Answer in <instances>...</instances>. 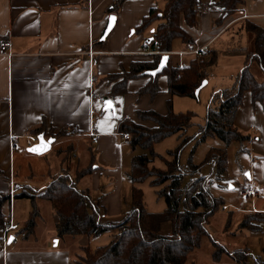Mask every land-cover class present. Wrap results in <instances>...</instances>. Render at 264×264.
Returning a JSON list of instances; mask_svg holds the SVG:
<instances>
[{"label": "crops", "instance_id": "0c3cea01", "mask_svg": "<svg viewBox=\"0 0 264 264\" xmlns=\"http://www.w3.org/2000/svg\"><path fill=\"white\" fill-rule=\"evenodd\" d=\"M113 1L0 0V41L11 43L12 55L10 58L0 56V192L7 194L10 174H13L16 194L24 191L34 195L33 200L27 197L15 199L12 207L6 203L3 213L5 215L11 212L23 231L34 208L37 211L33 230L30 233L24 231L25 238L17 244H9L5 250L0 248V264H73L68 248L70 243L67 239L56 237L55 226L58 217L50 203L41 198L51 178L59 173H67L77 189L89 192L93 204L99 208V222L111 224L120 221L131 207L133 184L129 176L133 152L129 143L121 139L118 132L119 122L126 119L133 123H142L139 113L148 111L165 115L169 110V103L173 113H181L182 111H175V105L186 103L177 100L178 96L168 93L164 75L157 78L160 91L156 96L139 94L149 78H153L147 75V72V77L127 81L126 94L109 96L115 83L109 76L128 72L133 63L151 62L154 56L161 55L153 52L147 45L151 39L149 33L153 29L144 34H135L134 28L150 9L162 10L165 5V0L123 1L113 15V29L102 41L108 17L112 15H108L106 10ZM218 1L200 0L202 10L197 15L196 24L186 28L192 38V45H186L176 39L179 43L173 40L171 51L162 54L169 57L172 65L186 66L196 56L191 54V51L207 52L216 48L218 41L229 32L228 28L237 22L247 20L264 31V0H243L235 15L221 26L216 23L220 17V11L215 6ZM97 42L104 43L97 45ZM224 50H228L226 55H238L239 61L227 64L230 68L227 67V70L214 75L210 67L204 85L198 93L208 86H211V94L227 88V84L231 86L234 77L241 71L245 53L229 52V48ZM89 52L93 56H89ZM236 64L240 65L236 68ZM91 74L97 77L95 91L108 96L114 104L115 113L112 118L103 119L102 110L99 118L91 114L88 94ZM234 125L249 136V141L241 146L246 155H238L240 163L247 164V172L243 181H232L226 178V171L220 180L215 179L218 182L216 185H227V194L237 191L239 199L244 201L243 206L246 208L242 210L239 231L245 235L258 232L263 234L264 223L260 224L259 231L249 232L243 228L242 221L249 214L264 215V198L259 196L264 194V103H254L250 94L244 93L242 106L235 114ZM40 126H43L47 134L61 135L54 138L48 153L34 156L37 158L30 163L25 162L22 154L25 149L23 137L29 135L30 129ZM90 133L97 136L96 144L91 142ZM9 135L19 137V149L12 154L8 150ZM65 147L76 161L72 163V160L68 167L65 164L66 159L55 163ZM225 147L223 144L219 149L226 154L228 169V150ZM15 154L21 155L19 161L18 158L15 159ZM33 162L35 170L26 172L25 164ZM36 164L41 168H36ZM36 180H42V183L39 186L30 185L31 181ZM213 184L212 181L209 190ZM242 186L251 188L257 196L242 198L238 192ZM224 207L225 209H221L223 212L229 210L228 204L222 208ZM146 209L149 212H161L165 209V203L157 209ZM210 223L211 220L208 226ZM225 224L226 222L222 228L227 232ZM170 231V223L161 224V236H169ZM107 232L114 235L115 230ZM262 236L264 237V234ZM231 237L237 238L235 234H231ZM93 238L83 236L76 242L77 246L90 247ZM203 241L194 253L202 248ZM210 243L212 245L211 241ZM244 247L248 249L246 245ZM263 250L264 246V254ZM193 252L188 255L187 261ZM222 257L217 262L221 261Z\"/></svg>", "mask_w": 264, "mask_h": 264}, {"label": "trees", "instance_id": "16d2710c", "mask_svg": "<svg viewBox=\"0 0 264 264\" xmlns=\"http://www.w3.org/2000/svg\"><path fill=\"white\" fill-rule=\"evenodd\" d=\"M123 1L125 0H114L106 13L114 15ZM196 4L201 6L200 0H165L162 10L150 9L134 28V33L144 34L153 29L149 33L151 41L147 45L153 52L161 55L154 56L151 62L133 63L128 72L109 76L110 80L115 81L109 93L110 97L126 94L128 80L147 77L146 72L155 70L162 54L171 51L173 40L179 39L186 45H192V38L186 28L196 24L197 15L201 11L196 9ZM242 4L243 0H219L215 4L220 11L216 23L221 26L235 15ZM154 24L156 25L153 28ZM235 25L238 34L245 32L251 35L252 47L229 48V51L245 53L243 67L234 77L230 87L212 93L206 106L204 123L198 125V133L195 136L188 137L185 134L192 126L195 114L190 111L173 113L170 103L165 115L148 111L139 113L142 123H133L126 119L119 122L118 132L130 134L129 145L133 152L129 176L133 184L131 207L120 221L111 224L99 222V208L93 204L89 192L77 189L67 173H59L51 178L41 198L50 203L58 217L55 226L56 237L67 239L70 243L68 248L73 264H188V255L199 249L206 238L212 242L214 261L225 255L234 264H246L250 257L247 248L228 251L208 232L211 218L223 207L222 199L211 194L209 185L213 179L220 180L227 171L225 152L219 148H212L199 165L192 163L191 153L185 166L179 164L180 155L185 147L191 143L197 146L208 137L220 139L226 147L233 142L249 141V136L235 127L234 118L242 106L244 93L250 94L252 102L264 103V81H257L251 72L254 63L264 74V31L247 20L237 22ZM230 30L233 31L234 28ZM217 55L216 49H209L200 57L195 56L184 67L174 66L168 61L159 75L149 78L139 94L156 96L160 91L157 78L164 75L171 96L197 99L198 90L206 80L208 69L215 65ZM39 134L55 139L61 135L47 134L43 126L34 127L29 131V135ZM174 135L179 136L180 142L174 150L167 153L171 160L167 161L160 157L165 163V168L155 167L153 160L159 156L153 152V146ZM136 150H142L143 153L136 154ZM205 167L209 168L208 175H202ZM146 181L150 187L157 189V198L163 199L165 203L163 211L149 212L146 209L143 192L138 187ZM22 197L34 199V195L24 191L16 194L15 199ZM7 202V194L0 192V229L5 216L3 207ZM36 215L37 211L34 208L23 231L30 233L33 230ZM229 220L228 216L225 229L228 228ZM164 222L171 224L169 236L159 234L160 226ZM262 223L263 214H249L244 217L242 226L249 232H257ZM109 230H115L117 233L107 245L95 249L77 246L76 242L81 237H97ZM253 260L255 264H264L259 258L254 257Z\"/></svg>", "mask_w": 264, "mask_h": 264}, {"label": "rangeland", "instance_id": "374dc122", "mask_svg": "<svg viewBox=\"0 0 264 264\" xmlns=\"http://www.w3.org/2000/svg\"><path fill=\"white\" fill-rule=\"evenodd\" d=\"M230 30L227 34H225L217 43L216 48L218 50V55H217V61L214 66L210 68L212 70V75L215 73L221 72L222 70H227V67L230 68L229 66H226L227 64L231 63H237L239 61V56L236 54L232 55H226L228 50H224L227 48H238V47H243V48H248L250 49L252 47V38L251 35L243 32L241 34L237 33L236 30V25L231 26L229 29ZM175 42L179 43L178 40ZM229 43V44H227ZM227 47V48H225ZM230 52V51H229ZM233 52V51H232ZM243 58L244 55L242 54ZM244 60V59H243ZM243 63V61H242ZM237 65L236 64V68ZM242 65V64H241ZM240 67V66H239ZM235 68V69H236ZM240 69V68H239ZM251 72L254 75L255 79L259 82L264 81V74L259 70V68L256 66V64H252L251 66ZM226 87H230V85L227 84ZM211 86L206 87L203 89L197 99H190V98H179L177 100H181L182 102L186 103H181L180 105H175V111H182L181 113L185 111H190L195 114V117L192 120V126H190L186 130V136L192 137L195 136L198 133V125H202L204 123V117H205V111H206V106L211 98ZM190 105V106H189ZM189 109V110H186ZM114 113H112L110 110H106L103 112V119L104 118H112ZM180 139L178 138L177 135L171 136L169 138H166L165 140L155 144L153 146V152L156 153L159 157H156L153 160L154 166L157 168L164 169L165 168V163L161 158H164L165 160L169 161L171 160L170 157L167 155L169 151L174 150L177 145L179 144ZM248 142V141H247ZM238 143V142H233L230 143L227 147H225L228 150V169H227V174L226 178L230 179L232 181H236L237 179H244V176L247 172V164H241L240 159L238 155L244 154L246 155L244 150H241V146H244L245 143ZM223 146V143L220 139L216 137H208L205 139L204 142L198 144L197 146L194 145V143L190 144L189 146L185 147V149L182 151L180 155V160L179 164L183 167L186 164L187 159L189 158L190 154L192 153V163L195 165H199L202 163V161L205 159L206 154L208 151L212 148H220ZM235 146H237V149L235 150ZM66 148V147H65ZM55 151H58V149H55ZM61 152V151H60ZM63 153L58 155V159L55 161L57 164L58 161H65L66 166L68 167L69 163L74 159L73 155L71 152H68L67 148L62 150ZM142 150H136V154H142ZM22 154H24V161H29L32 162L34 161L35 155H31L26 152V147L22 151ZM51 156V155H50ZM19 157L21 158V155H16L15 154V159L19 161ZM161 157V158H160ZM77 159H80V154H78ZM247 163H248V157H247ZM41 163H43L41 161ZM72 163H76V161L73 160ZM26 166V172H29L30 170H35L34 169V162L31 164H25ZM40 165L36 164V168H39ZM41 168V167H40ZM39 168V169H40ZM36 173V172H35ZM209 174V168L205 167L202 170V175H208ZM16 177V176H15ZM10 178H13V174H10ZM186 181L188 179H185ZM42 183V180L38 181H31L30 185L32 186H39ZM213 185L210 189L211 194L214 197H218L222 199L223 205H229V210L226 212H223V208H221L212 218H211V223L208 226V231L210 235L214 238L216 242H219L220 244L226 246V249L228 251H231L233 249H239L243 248V246H247L251 255V258L248 259L246 264H255L253 258H259L261 261L264 262V254L262 252V248L264 246V237L262 236L263 234L258 233H250L249 235H245L244 233H241L239 231L240 229V220L243 215V211L245 210V206H243L245 203L243 200H240L237 191H233L232 193L227 194L228 187L224 185H216L218 182L213 179ZM138 187L142 190L143 196H144V202L145 205L148 209H157L159 208L160 205H164L163 199L157 200L156 196V190L148 185V182H144ZM247 214V213H246ZM228 216L230 217L229 220V225L227 228V232L223 231V224L227 221ZM117 232L115 231L114 234ZM231 234L236 235V239H233L231 237ZM112 232H107L104 234H101L97 237H94L93 240H91L90 248L95 249L96 247H101L104 245H107L111 239H112ZM22 239H20L21 241ZM19 241V242H20ZM202 248L199 251H196V253H192L190 255L187 263L188 264H233V262L229 259L226 258L225 255L222 257L221 261H213L211 259V252H213V247L207 239L203 241ZM190 262V263H189ZM192 262V263H191Z\"/></svg>", "mask_w": 264, "mask_h": 264}, {"label": "built area", "instance_id": "2783aa9c", "mask_svg": "<svg viewBox=\"0 0 264 264\" xmlns=\"http://www.w3.org/2000/svg\"><path fill=\"white\" fill-rule=\"evenodd\" d=\"M196 9L202 10L200 4H196ZM11 49V43L9 41L2 40L0 41V56H6L7 58H10L12 55L10 53ZM205 50H199V51H191V54L196 55L197 57H200L202 54H205ZM89 56H93L91 52L88 53ZM97 82V77L95 74H91L88 81V94H89V105L91 107V114L95 118H99L101 115V110L103 107L102 99L103 97H108L105 94H98L95 91V84ZM89 137L91 138V142L96 144L97 143V136L90 133ZM25 147L30 148L33 145L37 144V136L34 135H25ZM121 139L123 142L129 143L130 141V134L127 132H124L121 134ZM19 137L16 135H9L8 142H9V152L10 154L16 152L18 147ZM239 195L242 198H253L257 196V193H255L254 190L251 188L242 186L239 189ZM15 186L13 182V178H10L9 181V189L7 191L8 196V204L12 207L14 200H15ZM261 198H264V194L259 195ZM225 209V207L223 208ZM26 233L22 231V226H20L19 223H17L12 216V213L5 214L4 220L2 221V226L0 229V248L5 250L6 246L9 244H17L20 239L25 238ZM11 238V242L9 243V239Z\"/></svg>", "mask_w": 264, "mask_h": 264}, {"label": "water", "instance_id": "95a60500", "mask_svg": "<svg viewBox=\"0 0 264 264\" xmlns=\"http://www.w3.org/2000/svg\"><path fill=\"white\" fill-rule=\"evenodd\" d=\"M113 17L115 18V16H113V15H110L108 17V22H107L106 28L104 30L103 36L101 38L102 41L105 40V38L108 36V34L111 32V30L114 27L115 19L113 20L112 19ZM148 41L150 42L151 39ZM165 57H167V59H165ZM168 61H169V57L167 55L162 56L158 65H157V68L153 71L147 72V75L154 78L156 75L160 74L163 71V69L167 66ZM161 65H163V67H161ZM157 69H159V71H157ZM154 71L156 74L152 75V72H154ZM203 85H204V83H203ZM198 92H199V90H198ZM108 101H111V99L108 97H103V99H102V104H103L102 111L104 112L106 110H110L112 113H115V107H114L113 102L111 101L112 106L109 109V106L107 104ZM54 141H55L54 138H47L46 139L43 134H39V135H37V144L33 145L30 148H27L26 152L31 154V155L42 156V155L49 152L51 145L53 144ZM10 242H11V238L9 239V243Z\"/></svg>", "mask_w": 264, "mask_h": 264}, {"label": "snow or ice", "instance_id": "6c2138e0", "mask_svg": "<svg viewBox=\"0 0 264 264\" xmlns=\"http://www.w3.org/2000/svg\"><path fill=\"white\" fill-rule=\"evenodd\" d=\"M113 20L115 19L114 17L112 18ZM165 59H167V57H165ZM161 67H163V65H161ZM157 71H159V69H157ZM156 73H155V71L154 72H152V75H155ZM107 104H108V106H109V109L111 108V106H112V102L111 101H108L107 102Z\"/></svg>", "mask_w": 264, "mask_h": 264}]
</instances>
